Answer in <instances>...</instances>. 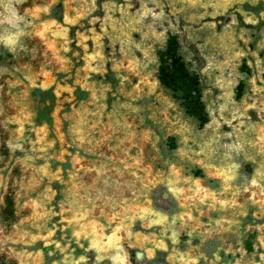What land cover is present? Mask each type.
<instances>
[{"label":"rangeland","instance_id":"374dc122","mask_svg":"<svg viewBox=\"0 0 264 264\" xmlns=\"http://www.w3.org/2000/svg\"><path fill=\"white\" fill-rule=\"evenodd\" d=\"M170 34L203 127L159 82ZM75 217L123 221L96 250ZM132 248L264 264V0H0V264H131Z\"/></svg>","mask_w":264,"mask_h":264},{"label":"trees","instance_id":"16d2710c","mask_svg":"<svg viewBox=\"0 0 264 264\" xmlns=\"http://www.w3.org/2000/svg\"><path fill=\"white\" fill-rule=\"evenodd\" d=\"M54 17L60 20V12L56 10ZM180 44L178 37L175 34H170L166 38L165 46L162 50L157 52L158 55V79L159 82L169 91L172 98L179 102V105L183 108L184 112L194 118L197 121L199 127H203L208 122V114L205 109V105L202 99V88L200 76L196 71H189L186 62L183 60L180 54ZM245 74L248 75L249 71L246 70ZM242 82L238 83V88L242 90ZM240 90V91H241ZM33 93L38 96L39 101H48L53 98V93L50 89L41 87H35ZM77 98L85 99L86 92L80 88L75 90ZM81 94V97L78 96ZM240 95V93H238ZM41 122H47L48 118L41 120ZM173 142V139H171ZM171 148H174L173 143H169ZM193 174L198 177L206 178L202 174L201 170L197 169L193 171ZM207 186L216 188L218 183L213 178H206ZM159 253H163L162 251ZM146 260V256L141 250L132 248L129 251V262L131 264H143Z\"/></svg>","mask_w":264,"mask_h":264},{"label":"crops","instance_id":"0c3cea01","mask_svg":"<svg viewBox=\"0 0 264 264\" xmlns=\"http://www.w3.org/2000/svg\"><path fill=\"white\" fill-rule=\"evenodd\" d=\"M118 217V216H116ZM113 219V218H111ZM98 221H95V223L93 224V228L95 229L94 230V233L93 234H90V230L88 229V231L85 229V226H87V224L89 222L85 221V220H82L81 217H75V220L74 222L76 224H78V227L80 226V229L77 231V233L79 234H84L85 237H88L89 241H90V245L92 247H94L96 250L98 249H101V246L100 244L101 243H97L95 241L96 238H99L100 241L106 239V241H104L105 244H102V245H106L108 244L109 242V238L112 236V235H115L117 236V234L119 233V230L121 227V224H122V218H114V222H110V225L108 227H105L103 225V223H100L99 222V219H97ZM82 226V227H81Z\"/></svg>","mask_w":264,"mask_h":264}]
</instances>
